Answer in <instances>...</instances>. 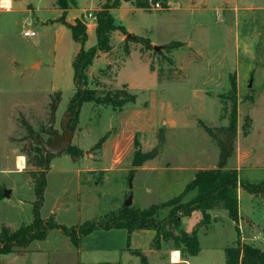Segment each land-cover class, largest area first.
Segmentation results:
<instances>
[{
  "label": "rangeland",
  "instance_id": "1",
  "mask_svg": "<svg viewBox=\"0 0 264 264\" xmlns=\"http://www.w3.org/2000/svg\"><path fill=\"white\" fill-rule=\"evenodd\" d=\"M9 1L12 10H0V150L4 162L0 228L17 230L33 221L35 194L28 172L38 170L39 162L32 138L51 141L46 133L50 125L52 131L64 133L63 122L70 119L68 108L76 92L73 62L81 46L61 21L63 12L56 0ZM159 1L169 3L170 8H138L135 0H78L77 9L67 14L68 23L82 19L87 29L96 28V12L107 4L114 7L115 25L125 27L127 35L120 30L112 34L111 51L98 53L88 70V87L100 93L125 88L137 96L135 104L119 110L85 103L70 146L92 154L97 161L99 152L105 150L93 147L109 136L121 145V152H132L122 168L133 170L88 174L83 162L68 153L53 156L41 209L43 219L76 227L116 212L128 199L133 207L146 209L178 197L195 177L196 169L219 165L220 149L199 122L211 128L229 126L231 103L227 97L235 74L239 124L234 154L240 138L241 149L250 154L242 173L248 179L244 181H264V0ZM88 15H94L93 23L85 21ZM25 30H33L37 36L25 38ZM128 35L148 39L153 48L160 49L148 51ZM174 43L182 47L166 48ZM96 44V30H90L85 49ZM57 92L62 100L50 122ZM162 137L161 152L149 162L155 171L135 172V143L139 142L142 152H149L160 145ZM10 145L16 149L14 156L26 159L22 173H17L14 158L7 160ZM15 169L17 172L4 171ZM192 197L194 194L185 200ZM259 198L243 195L242 211L253 215L251 224L241 222L238 227L250 243L263 246L264 198ZM168 213V209L161 211L160 219ZM211 217L208 226H200V212L184 218L187 233L198 231L200 247L197 256L188 257L189 264H226L225 250L238 240L236 223L225 209L213 210ZM185 230L182 223L181 231ZM154 237V231H137L129 237L125 230H99L75 246L55 229L26 250L0 255V264H142L128 244L131 250L142 252L150 264H171L173 242L156 248ZM254 237L260 240L253 243Z\"/></svg>",
  "mask_w": 264,
  "mask_h": 264
},
{
  "label": "trees",
  "instance_id": "2",
  "mask_svg": "<svg viewBox=\"0 0 264 264\" xmlns=\"http://www.w3.org/2000/svg\"><path fill=\"white\" fill-rule=\"evenodd\" d=\"M120 1V0H118ZM138 8H144L146 0H135ZM159 1V0H156ZM57 7L63 12L61 21L66 24L72 32L73 39L81 46V50L76 55L73 62L74 82L76 92L70 102L68 115L70 119L67 122L69 129L74 128L79 123L81 108L85 103H93L97 106L111 107L115 110L123 109L127 105L135 104L137 96L128 92L125 88L100 93L97 88H89L88 70L92 66L98 53L107 54L111 51L110 39L112 34L120 30L124 35L127 31L123 26L115 25V18L111 14L113 6L105 5L102 10L97 11L96 18V37L95 47L85 49L88 41L87 28L80 19L74 23H68L65 18L70 10L77 9L78 0H56ZM135 37V36H134ZM133 40V39H131ZM137 43H141L148 51L153 50L150 40L136 37ZM182 47L181 43L168 45V49H178ZM61 93L57 92L56 100L51 104V119L53 122L56 112L61 103ZM231 103V110L227 111L229 117V126L221 128H211L204 123L199 125L208 133L212 140L220 149L219 165L215 169L200 170L195 178L186 186L182 194L168 203L162 205H153L146 209H139L132 206L127 200L125 206L114 213L97 221L85 222L76 227H65L58 225L53 218L43 219L41 209L44 203V195L47 187V174L49 171L51 155H46L39 145L37 138L33 136L34 148L38 155V170L29 171L28 176L34 187L35 201L33 203V221L29 225L21 226L17 230L2 226L0 228V255H8L15 250H26L33 242L45 240L49 232L58 229L71 242L78 246L80 240L99 230H125L129 237L137 231H154V246L157 248L163 242H173L175 250L180 251L183 260L188 257L197 256L200 253L198 231L192 233L181 231L182 220L190 218L195 212H200L202 220L200 226L211 224V211L215 209H225L230 218L238 224L239 221V190L247 192L255 197L264 198V181L259 184H251L239 179L236 170L227 169L228 161L234 154L235 144L238 135V78L237 75L231 76V91L227 97ZM250 128L252 120L249 119ZM249 130L246 134H249ZM47 133V131H46ZM109 136L102 138L93 150H101L103 143ZM133 167L140 168L145 163L156 159L161 152L164 144V137L161 138L159 146L149 152H142L139 142H136ZM76 158L83 157V151L79 148L69 146L65 152ZM191 193L195 196L186 201V197ZM169 210L167 217L160 219V212ZM238 230V240L225 250L226 264H264V250L251 245L242 244L240 240V231ZM179 232L176 234L175 232ZM128 250L131 254L139 257L142 264H150L148 258L140 251H133L128 244ZM187 252V256H186Z\"/></svg>",
  "mask_w": 264,
  "mask_h": 264
},
{
  "label": "crops",
  "instance_id": "3",
  "mask_svg": "<svg viewBox=\"0 0 264 264\" xmlns=\"http://www.w3.org/2000/svg\"><path fill=\"white\" fill-rule=\"evenodd\" d=\"M188 1H191V0H188ZM73 10H70L69 12H71ZM82 20V19H81ZM70 23V22H69ZM89 28L92 32H95L96 28L95 26H89L88 29H87V33L89 35ZM153 43V42H152ZM12 116V114H11ZM10 116V117H11ZM114 138H112L111 140V137L107 139V141L104 142V145L102 147V151L105 150L104 152H99L100 153V157L99 159L96 161L94 160V157L93 155H87L88 152L85 153L84 151L83 152V157L81 158H76L72 155H70L75 161L77 162H83L84 166L86 167L85 168V173H88V174H97V173H101V174H105V173H113V172H116L118 170H122V171H125V170H128L129 172L132 171V167H129V168H122V163L123 161L128 158L132 152H121V145H116L113 141ZM240 138H238V142H237V145H236V151H235V154L234 156L230 159L231 161H228V165H227V169H230V170H236L238 172V176H239V179L244 181V180H248L246 179L245 177H242V173L245 171L244 168H245V165H246V162L250 156V154L246 153V152H243V150L241 149V141L239 140ZM110 146L112 147V149L110 150ZM10 155H8V158L7 160L9 161L10 159L14 158V165H16V161L17 159L19 158L18 155H15V152H16V149L15 147L11 146L10 145ZM134 156H135V152L133 153V160H134ZM155 160V159H154ZM152 160V161H154ZM151 162V161H149ZM149 162L145 163L142 167L140 168H135L134 171L135 172H144V171H155L154 168H150L149 167ZM8 163V162H7ZM97 164V165H96ZM4 166V162L1 158V150H0V172H3V169L2 167ZM132 166H133V161H132ZM250 167L252 169H255V165L254 164H251ZM216 167L214 166H207V168L205 169H196V172L200 171V170H206V169H215ZM258 168V167H257ZM4 171H7V172H17L16 169L15 170H4ZM23 172V171H22ZM22 172H17V173H22ZM197 174V173H196ZM196 176V175H195ZM195 178V177H194ZM193 178V179H194ZM30 179V178H29ZM31 181V180H30ZM246 182H249V181H246ZM250 183V182H249ZM253 184V183H251ZM259 184V183H258ZM247 192H244L242 190H239V221H238V224L236 223V226L238 227V225L242 222V223H246V224H251V216L250 215H253V212H251V214L249 215V212L245 211L243 212L242 211V205H241V201L243 199V195L246 194ZM182 194V193H181ZM191 194H194L195 196V193H191ZM7 195L10 197L11 196V193H7ZM3 196V193L0 192V198ZM249 197L251 200H255V198H258L260 199L259 197H255L253 195H250L249 194ZM193 198V197H192ZM262 200V199H261ZM212 212V211H211ZM191 218V217H190ZM185 219H188V218H185ZM185 219H183L182 223H183V229L185 230ZM239 228V227H238ZM241 229V226L239 228V231ZM186 231V230H185ZM187 232V231H186ZM240 240H241V243L242 244H246V245H251L253 247H256V248H259L261 250H264V243L263 246H256L255 244H252L250 243L249 239H247L244 235H243V232L240 231ZM260 239L254 237L252 239V242L253 243H256L257 241H259ZM262 241V240H261ZM260 241V242H261ZM233 245V244H232ZM231 245V246H232ZM170 252H173L172 254H174L175 252H179V255L181 254L180 251L178 250H173V251H170ZM172 256V255H171ZM171 264H189V261H184L182 260L181 256H180V260H176V261H173L171 262Z\"/></svg>",
  "mask_w": 264,
  "mask_h": 264
},
{
  "label": "water",
  "instance_id": "4",
  "mask_svg": "<svg viewBox=\"0 0 264 264\" xmlns=\"http://www.w3.org/2000/svg\"><path fill=\"white\" fill-rule=\"evenodd\" d=\"M124 3H130L134 0H122ZM130 39L135 40L136 37L128 35L127 36ZM155 51L159 50V47L154 48ZM251 87V85H250ZM52 125H50L47 128V134L53 138V140L50 143H45L41 141L39 138H37V141L39 145L42 147L43 152L46 155H51V156H59L66 152L69 148V146L72 143L73 137H74V131L67 128L65 129L63 135H60L57 131H52L51 130ZM131 203V202H129Z\"/></svg>",
  "mask_w": 264,
  "mask_h": 264
},
{
  "label": "built area",
  "instance_id": "5",
  "mask_svg": "<svg viewBox=\"0 0 264 264\" xmlns=\"http://www.w3.org/2000/svg\"><path fill=\"white\" fill-rule=\"evenodd\" d=\"M6 3H8L10 6L9 7H4V6H0V10L2 11H7L10 12L12 10V3L9 0H5ZM144 5L147 8H151L153 10H157V11H161L164 8H170V4L167 3L165 4L163 1H155V0H146L144 2ZM94 16V15H93ZM92 15H88L85 17V21L86 22H90L93 23L94 22V17ZM84 20V19H83ZM37 36V33L33 30H25L23 32V37L25 38H35ZM20 159H22V161L20 162ZM26 168V159L25 157H19L16 161V169L19 172L24 171V169ZM178 260H180V255L178 256ZM172 261H174V254L172 255Z\"/></svg>",
  "mask_w": 264,
  "mask_h": 264
},
{
  "label": "clouds",
  "instance_id": "6",
  "mask_svg": "<svg viewBox=\"0 0 264 264\" xmlns=\"http://www.w3.org/2000/svg\"><path fill=\"white\" fill-rule=\"evenodd\" d=\"M0 6L9 7L10 5L5 0H0Z\"/></svg>",
  "mask_w": 264,
  "mask_h": 264
},
{
  "label": "bare ground",
  "instance_id": "7",
  "mask_svg": "<svg viewBox=\"0 0 264 264\" xmlns=\"http://www.w3.org/2000/svg\"><path fill=\"white\" fill-rule=\"evenodd\" d=\"M22 161V159H20V162ZM178 256H179V252H175L174 253V261H178Z\"/></svg>",
  "mask_w": 264,
  "mask_h": 264
},
{
  "label": "flooded vegetation",
  "instance_id": "8",
  "mask_svg": "<svg viewBox=\"0 0 264 264\" xmlns=\"http://www.w3.org/2000/svg\"><path fill=\"white\" fill-rule=\"evenodd\" d=\"M63 127H64V129H66V127H68L66 124H65V122H63ZM60 135H63V134H60ZM51 137V136H50ZM52 138V137H51ZM52 140H53V138H52ZM51 140V141H52ZM51 141H49L48 143H50Z\"/></svg>",
  "mask_w": 264,
  "mask_h": 264
}]
</instances>
